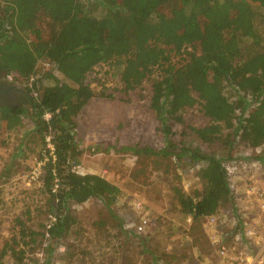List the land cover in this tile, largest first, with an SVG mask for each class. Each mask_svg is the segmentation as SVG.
Here are the masks:
<instances>
[{"label": "trees", "instance_id": "1", "mask_svg": "<svg viewBox=\"0 0 264 264\" xmlns=\"http://www.w3.org/2000/svg\"><path fill=\"white\" fill-rule=\"evenodd\" d=\"M165 8L166 17L161 13ZM257 25L264 27V0H3L0 70L24 84L42 62L63 82L46 73L43 78L52 86H29L26 107H0L4 132L17 128L26 115L53 147V158L46 157L39 177L48 197L49 226L42 233L32 232L17 217V235L2 243L0 264L7 256L20 263L24 252L16 249L23 246L45 249L49 258L74 222L70 203L97 199L110 208L116 202L117 187L72 170L81 155L74 140L75 118L93 98L86 76L104 64L120 67L126 91L157 72L148 80L149 109L163 147L123 151L177 160L186 155L205 163L197 173L199 195H178L181 212L192 225L228 209L233 196L221 161L183 147L172 139V127L184 126L182 114L197 107L207 125L184 129L200 142L229 149L264 146V39ZM30 38L33 42L28 43ZM180 55L185 58L173 65L171 56ZM227 87L235 92L233 101L224 95ZM44 158L39 155L38 161ZM157 259L152 256L151 264H158Z\"/></svg>", "mask_w": 264, "mask_h": 264}, {"label": "rangeland", "instance_id": "2", "mask_svg": "<svg viewBox=\"0 0 264 264\" xmlns=\"http://www.w3.org/2000/svg\"><path fill=\"white\" fill-rule=\"evenodd\" d=\"M161 13L166 17L167 8ZM257 27L264 39V27ZM189 52L193 49L189 48ZM183 58L171 56V63L176 66ZM46 73L63 82L51 66L38 62L32 79L23 85L52 86L51 80L43 78ZM119 73L120 67L104 64L86 76L93 98L75 118L74 140L81 155L79 164L72 169L78 175H96L117 187L120 194L116 202L110 208L97 199L82 205L70 203L74 222L49 258L44 256L45 249L30 251V247L23 246L16 249L17 253L24 252L20 263L7 256L3 264H151L152 256L158 258V264H255L256 259H264V212L258 210L255 197L247 194L250 186L264 189V146L252 150L204 144L184 128L204 127L207 120L197 107L182 114L185 125L172 127V139L199 155L220 160L233 196L228 209L216 216L213 225H208L206 219L195 225L188 223L178 195H199L197 173L205 163L194 162L186 155L177 160L123 151H159L163 140L149 109L148 80L157 75L156 69L131 91L124 90ZM224 95L230 101L235 99L230 87L225 88ZM29 119L22 116L19 126L8 132L0 125V247L16 237L17 217L37 233L44 232L50 223L48 197L42 193L40 179L32 180L31 175L39 155H46L48 136L42 140ZM257 157L263 159L253 160ZM144 216L149 226L137 234L134 227ZM222 248L224 257L220 255ZM240 252L246 258L242 263L235 261Z\"/></svg>", "mask_w": 264, "mask_h": 264}, {"label": "built area", "instance_id": "3", "mask_svg": "<svg viewBox=\"0 0 264 264\" xmlns=\"http://www.w3.org/2000/svg\"><path fill=\"white\" fill-rule=\"evenodd\" d=\"M12 77V76H11ZM45 118H48V116H45ZM46 152H47V156H44V160L43 161H39L38 162V166L33 170V172L31 173L32 175V180H36L39 179L38 177H40L41 175V168L43 166L44 161L47 160L46 157H51L53 158V147L50 143V138L48 137L46 140ZM243 168V167H242ZM228 171L229 174H232V171H229L228 169H226ZM245 170V169H243ZM251 198L255 197V202L257 203V208L260 212H264V189L263 191H259V189H257V187L254 186H250L248 188V193H247ZM139 206V205H138ZM216 216H211L206 218V221L208 223V225H213L216 222ZM186 221L188 223H191V218L188 217L186 219ZM149 226V219L147 218V216L142 217L139 222L137 223V225L134 227V232L137 234H141L146 228H148ZM248 236H252V232H248L247 233ZM245 253L244 252H240L239 253V257L236 258V262L239 261L240 263L244 262L246 260L245 258ZM220 255L222 257L225 256V251L224 248L221 249L220 251ZM244 256V257H243ZM230 263L234 262V259H229ZM255 264H264V259L263 258H258L256 259Z\"/></svg>", "mask_w": 264, "mask_h": 264}, {"label": "flooded vegetation", "instance_id": "4", "mask_svg": "<svg viewBox=\"0 0 264 264\" xmlns=\"http://www.w3.org/2000/svg\"><path fill=\"white\" fill-rule=\"evenodd\" d=\"M28 87L16 82L0 70V107H14L28 103ZM28 100V101H27Z\"/></svg>", "mask_w": 264, "mask_h": 264}, {"label": "crops", "instance_id": "5", "mask_svg": "<svg viewBox=\"0 0 264 264\" xmlns=\"http://www.w3.org/2000/svg\"><path fill=\"white\" fill-rule=\"evenodd\" d=\"M191 242V241H190ZM196 252H198V250H196ZM189 259H191V257H189Z\"/></svg>", "mask_w": 264, "mask_h": 264}, {"label": "clouds", "instance_id": "6", "mask_svg": "<svg viewBox=\"0 0 264 264\" xmlns=\"http://www.w3.org/2000/svg\"><path fill=\"white\" fill-rule=\"evenodd\" d=\"M188 218V217H187Z\"/></svg>", "mask_w": 264, "mask_h": 264}]
</instances>
